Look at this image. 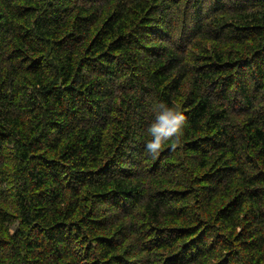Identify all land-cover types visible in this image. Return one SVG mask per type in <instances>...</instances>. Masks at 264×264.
I'll use <instances>...</instances> for the list:
<instances>
[{
    "label": "trees",
    "instance_id": "16d2710c",
    "mask_svg": "<svg viewBox=\"0 0 264 264\" xmlns=\"http://www.w3.org/2000/svg\"><path fill=\"white\" fill-rule=\"evenodd\" d=\"M0 264H264V0H0Z\"/></svg>",
    "mask_w": 264,
    "mask_h": 264
},
{
    "label": "clouds",
    "instance_id": "9594fccd",
    "mask_svg": "<svg viewBox=\"0 0 264 264\" xmlns=\"http://www.w3.org/2000/svg\"><path fill=\"white\" fill-rule=\"evenodd\" d=\"M154 120L147 129L150 137L145 151L155 158L169 141L179 142L180 134L186 125V117L178 109L161 102L154 107Z\"/></svg>",
    "mask_w": 264,
    "mask_h": 264
}]
</instances>
